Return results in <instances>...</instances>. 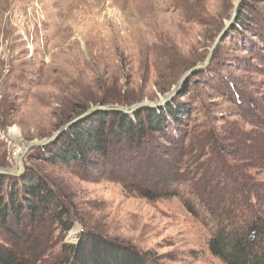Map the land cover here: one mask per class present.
<instances>
[{"label":"rangeland","instance_id":"1","mask_svg":"<svg viewBox=\"0 0 264 264\" xmlns=\"http://www.w3.org/2000/svg\"><path fill=\"white\" fill-rule=\"evenodd\" d=\"M242 2L0 0V171L9 173H0L6 177L2 193L5 201L14 190L24 199V184L34 179L54 196L23 220L20 232L14 220L0 219V242L15 244L28 264H62L68 246L87 234L150 253L157 264H224L207 249L216 230L210 215L192 214L185 206L192 201L188 183L167 199L147 200L124 189L136 182L132 176L142 182L145 169L132 160L145 159V144L118 147L92 163L53 162L46 154L51 144L67 139L73 125L98 111L133 118L139 109L94 111L51 142L28 145L47 140L90 108L155 104L173 92L148 108L185 107L181 130L190 137L206 135L199 162L211 158L209 176L233 189L264 183V0L244 1L241 13ZM13 129L18 136L12 138ZM237 133L247 136L241 144L230 141ZM157 156L150 170L162 172L168 158ZM203 170L193 164L181 171L197 179Z\"/></svg>","mask_w":264,"mask_h":264},{"label":"trees","instance_id":"2","mask_svg":"<svg viewBox=\"0 0 264 264\" xmlns=\"http://www.w3.org/2000/svg\"><path fill=\"white\" fill-rule=\"evenodd\" d=\"M244 1L248 2L243 0L241 3V13L247 9L244 8ZM236 19L242 21L243 17L238 14ZM183 111L187 112L183 105L178 110L170 105L165 109L143 107L135 112L133 118L121 112L98 111L91 118L73 125L71 131L63 134H68L67 139L63 143L60 139L51 144L46 154L54 156V159L50 158L53 162L92 163V158L108 157L118 147L120 150L128 146L141 148L145 144L148 147L145 159L141 160L137 156L132 160L139 159V166L145 169L140 175L142 182L137 184L139 177L132 176L136 182H131L124 189L147 200L167 199L175 197L178 188L188 183L192 201L187 199L185 202L187 210L192 214L200 210L205 212L210 215L216 227L207 242L210 254L224 264H264V183L252 186L239 184L237 189H233L227 186L223 178L209 176L207 170L211 158L199 162L202 158L199 154L203 151L199 142L203 143L206 135L201 133L190 137V134L182 132ZM168 117L172 125L168 123ZM230 137V141L241 144L247 136L237 133ZM158 139H164L165 142ZM193 151H197V156L190 157ZM157 154L168 158L162 172L155 168L150 170L152 160L159 157ZM214 155L218 156V151ZM193 164L204 169V173L197 179H190L181 171L183 167ZM174 166H178V169H174ZM231 169L232 172L238 171L237 167ZM5 179V176L0 175V219L3 223L14 220L20 232L26 217L33 218L53 202V192L44 183L33 179L24 184V199L16 198L17 191L14 190L9 194L8 201H5L2 193ZM9 224L7 231L17 239L16 230ZM68 228L65 229L69 231ZM13 245L0 242V264H28V260ZM62 264L157 263L150 253H142L133 246L87 234L82 235L76 244L68 246Z\"/></svg>","mask_w":264,"mask_h":264},{"label":"water","instance_id":"3","mask_svg":"<svg viewBox=\"0 0 264 264\" xmlns=\"http://www.w3.org/2000/svg\"><path fill=\"white\" fill-rule=\"evenodd\" d=\"M238 3H239V2H237V4H238ZM235 14H236V9H234V13H233V15H232L233 18H234V16H235ZM233 18H232V19H233ZM228 25H229V24H228ZM228 25H227V26H228ZM224 32H225V30H223V31L219 34V36H218V38L216 39L214 45L212 46L211 51L215 48V46H216L217 43L219 42L220 37L224 34ZM210 55H211V54H209V56H208V58H207V61L209 60ZM205 64H206V63H205ZM199 68H201V67L198 66V67L192 68V69L189 71L188 74H186V75H184V76L182 77V79H181V81H180V84L186 79V77H188V75H189L190 73L195 72V71L198 70ZM172 96H173V92H171L170 94L165 95V96L161 99V101H160L159 103H155V104H153V103H139V104H136L135 106L130 107L129 109H123V108H108V107H101V106H100V107H95V108H90V109H88L87 111H85L84 113H82L80 116H78L77 118L71 120V121H70L69 123H67L63 128H61L56 134H54L53 136H51V137L48 138L47 140H44V141H42V142H31V143L28 145V148H30V147H32V146L45 145V144L51 142V141H52L57 135H59V134H60L62 131H64L67 127H69L70 125L75 124L77 121H79L80 119L84 118L85 116H87V115L93 113L94 111H98V110H111V109H112V110H121V111H127V110H129V111H135V110H138V109L143 108V107H155V106H160L161 104L165 103V102H166L169 98H171ZM20 164L22 165V159H20ZM0 173H1V174H9V173H5V172H3V171H0Z\"/></svg>","mask_w":264,"mask_h":264},{"label":"bare ground","instance_id":"4","mask_svg":"<svg viewBox=\"0 0 264 264\" xmlns=\"http://www.w3.org/2000/svg\"><path fill=\"white\" fill-rule=\"evenodd\" d=\"M9 136L13 137H17L18 136V131L16 129L10 130L9 131Z\"/></svg>","mask_w":264,"mask_h":264}]
</instances>
